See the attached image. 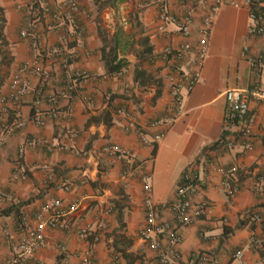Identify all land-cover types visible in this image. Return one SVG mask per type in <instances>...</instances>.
<instances>
[{
  "label": "crops",
  "instance_id": "crops-1",
  "mask_svg": "<svg viewBox=\"0 0 264 264\" xmlns=\"http://www.w3.org/2000/svg\"><path fill=\"white\" fill-rule=\"evenodd\" d=\"M25 1L0 0L7 40L0 46L5 55L2 61L0 54V89L4 94L9 92L11 75L31 60L29 40L20 35L25 15L17 7ZM212 1L164 0L176 20L167 23L163 31L157 29L155 0H117L115 6L107 4L100 9L95 0L80 1L76 16L83 28L82 43L70 38L66 50L75 52L69 68L87 74L78 79L75 93L59 98L61 108L71 106V117L49 118V103L33 101L39 80L29 75L35 90L18 102L24 124L8 133L0 147V264H157L156 252L141 238L145 218L139 175L122 177L123 161L104 150L108 144L130 150L133 159L142 162L143 171L151 175L156 202L172 196L184 168L195 162L200 188L192 198L205 200L208 206L198 220L177 230L182 238V263L196 264L197 255L207 253L211 257L206 264H264V246L258 249L252 242L254 236L264 237V103H250V110L257 114L250 150L241 144L243 123L227 125L223 119L225 90L252 89L257 82L242 57V47L264 51V35L247 32L246 9L223 6L217 12L207 37L208 54L201 80L183 97L180 116L170 127L150 126L151 121L167 114L170 67L178 65L186 73L193 68L192 55L167 63L161 51L183 42L196 45L203 16ZM61 2L47 0L52 10ZM141 2L151 3L140 8ZM186 12L191 13L192 22L184 35L178 24ZM49 22V17L43 18L39 29L45 30ZM67 31L64 27L44 34L42 59L51 69L48 93L58 94L63 85L64 69L48 53L60 45ZM104 35L108 44L117 37V54L127 60L121 72L106 71L101 57ZM136 67L157 81L140 83L135 79ZM1 108L0 103V128L14 119L12 106L4 113ZM119 108L129 116L118 115ZM36 109L43 114L42 125L36 121ZM129 119L133 127L126 130ZM137 127L142 128L148 142L140 140ZM70 129L77 133L73 148L62 149L60 145L71 142ZM159 132L164 135L154 142ZM223 134L224 142L212 147ZM21 144H25L24 153L17 160ZM208 159L213 160L212 165ZM226 167L234 168L238 180L239 190L234 196L220 188L219 169ZM54 199L62 202L64 217L71 226L89 227L88 238L80 239L72 230L47 228L45 243L18 262L20 215L31 220ZM74 204L76 207L71 208ZM252 213L259 215L258 222ZM161 217L169 219L170 215L164 211ZM93 233L99 235L95 243ZM88 246L92 247L90 263H86ZM237 252H241L238 258Z\"/></svg>",
  "mask_w": 264,
  "mask_h": 264
},
{
  "label": "built area",
  "instance_id": "built-area-1",
  "mask_svg": "<svg viewBox=\"0 0 264 264\" xmlns=\"http://www.w3.org/2000/svg\"><path fill=\"white\" fill-rule=\"evenodd\" d=\"M80 1L62 0L61 4L53 10L48 6L47 0H26L25 2L17 3V7L22 8L25 15V26L20 30V35L29 40L31 60L22 64L11 75L9 92L7 94H4L0 89L1 112L4 113L8 106H12L14 110L13 121L9 125H4L0 128V147L4 145L5 137L8 133L22 127L24 124L18 111V102L35 90L29 82V75H34L39 80L33 101L35 100L36 103H39V101L45 100L49 103L48 117L55 120H68L71 117V106L67 105L65 108H61L59 106V98L69 97L75 93L78 79L87 74L84 70H71L69 68L70 63L75 58V52L66 50L70 38L77 40L78 43H82L83 28L80 26L76 16L80 9ZM179 1L194 2L195 0ZM155 2L158 5L157 29L163 31L167 23L175 22L176 17L169 11L164 0H155ZM149 3L151 2H141L138 7H146ZM223 6L246 9L248 12V34L251 36L264 35V0H213L203 16L196 45L193 46L189 42H183L176 48L166 46L162 49L161 58L167 63L171 59L179 61L192 55L193 68L189 73H186L178 65L170 67L167 81L169 83L171 98L167 114L151 121L150 126L166 125L170 127L180 116L183 97L190 93L201 80V70L208 54L207 37L217 12ZM46 17L50 18V22L47 24L45 30H40L39 22ZM191 22V13L186 12L178 24V28L182 34L187 35L189 33ZM64 27L68 28L67 35H62L60 45L51 48L48 53L49 56L52 54L58 64L64 69L63 85L58 94L48 93L46 87L51 80V69L44 64L42 59L44 34L46 31L53 29L61 30ZM242 57L248 62L251 70L255 73L257 82L252 89L241 90L230 88L225 90L223 119L227 125L243 123V139L241 144L250 150L252 149L253 124L257 115L255 111L250 110V103L253 100L264 103V51L252 52L248 45H244L242 47ZM116 113L118 115L129 116L128 112L123 108L117 109ZM34 115L37 123L42 125L44 123L42 112L36 109ZM131 127H133V122L132 119H129L124 129L128 130ZM135 130L142 142H148L141 127H137ZM69 133L71 142L60 145L62 149L73 148L72 142H74L77 133L75 129H70ZM163 135L164 133L162 132L156 133L153 139L154 142L161 139ZM226 145H231V142H226ZM24 148L25 144H21L18 147L17 160L23 156ZM104 150L125 160L126 166L122 171V177L133 174L139 175L145 218L140 230L141 238L149 249L156 252L157 264H184L181 262L179 252L182 238L177 230L180 226H187L198 220L208 206L207 201H195L192 198L194 192L200 188V179H198L195 162L188 164L184 168L172 196L162 202H156L153 199L151 175L143 171L142 162L133 159L130 150L120 148L114 144H108ZM207 162L211 165L213 164V160L208 159ZM219 171L221 173L220 188L227 195L234 196L239 190L234 168H220ZM75 207L76 205L74 204L71 208ZM164 211L170 215L169 219L161 217ZM64 215L65 211L59 199H54L51 204L42 206L31 220L24 215H20L21 236L17 243L18 262L32 256L34 251L45 243V231L47 228L72 230L78 238H88L90 232L88 226H77L74 228L68 223ZM252 218L256 222L260 220L257 213H252ZM98 238V234H92L93 243ZM252 242L259 249L264 246V237L254 236ZM91 254L92 247L88 246L86 263H90L89 256ZM235 256L237 258L240 257L241 252H237ZM210 257L207 253H200L197 255L198 261L196 264H206L210 260Z\"/></svg>",
  "mask_w": 264,
  "mask_h": 264
},
{
  "label": "trees",
  "instance_id": "trees-1",
  "mask_svg": "<svg viewBox=\"0 0 264 264\" xmlns=\"http://www.w3.org/2000/svg\"><path fill=\"white\" fill-rule=\"evenodd\" d=\"M117 0H95V3L98 4V8H103L105 6H107V4H110L111 6H115ZM118 1H122V0H118ZM6 24V20L5 17L3 16L2 13V6L0 5V46L7 44V40L4 34V27ZM103 40L104 43L101 47V57L102 60L104 61V64L106 66V71L108 73H116V72H120L127 64V60L119 57L115 48L116 42H117V37H113L112 38V42L113 44H108L106 41V36H103ZM148 53L150 52V50L148 48H146V50ZM0 54L2 56V61H3V57H5V55L3 54V51L0 48ZM10 61V57L7 58V62ZM135 79L137 81H139L140 83H146L150 80L153 81H157V78H155L154 76H152L149 73H146V71L142 68H135ZM225 134H223L221 136V138L219 140H217L216 142H214L211 146L213 147L214 145H218L221 144L222 142H224V136ZM123 161V169H125L126 163L125 160ZM19 211L16 210V214L18 215ZM130 264H133L132 262H130Z\"/></svg>",
  "mask_w": 264,
  "mask_h": 264
}]
</instances>
